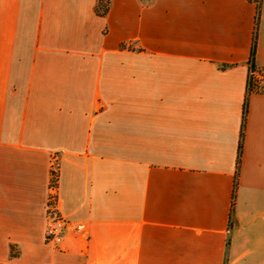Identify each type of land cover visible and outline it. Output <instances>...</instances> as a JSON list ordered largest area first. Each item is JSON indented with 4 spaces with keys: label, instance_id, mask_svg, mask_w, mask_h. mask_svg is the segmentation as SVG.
<instances>
[{
    "label": "crops",
    "instance_id": "crops-1",
    "mask_svg": "<svg viewBox=\"0 0 264 264\" xmlns=\"http://www.w3.org/2000/svg\"><path fill=\"white\" fill-rule=\"evenodd\" d=\"M99 1L0 0V264H264L256 5Z\"/></svg>",
    "mask_w": 264,
    "mask_h": 264
},
{
    "label": "built area",
    "instance_id": "built-area-1",
    "mask_svg": "<svg viewBox=\"0 0 264 264\" xmlns=\"http://www.w3.org/2000/svg\"><path fill=\"white\" fill-rule=\"evenodd\" d=\"M252 75L257 76V73H250V76ZM74 228L73 223L62 214L59 208V171L56 157H53L52 179L47 204L46 242L56 245L68 236Z\"/></svg>",
    "mask_w": 264,
    "mask_h": 264
},
{
    "label": "trees",
    "instance_id": "trees-1",
    "mask_svg": "<svg viewBox=\"0 0 264 264\" xmlns=\"http://www.w3.org/2000/svg\"><path fill=\"white\" fill-rule=\"evenodd\" d=\"M246 1L255 4L257 10L254 37H253V43H252L251 54L249 59V66H250V73H257L258 75L257 76L249 75L248 95H251L252 93H264V68H258L255 64L256 51H257V37H258L260 20H261L263 0H246ZM95 11L96 14L99 16H106L109 12V0H100L95 8ZM248 101L249 99L246 98V102H245L246 113L248 111ZM244 122H245V118H244ZM236 186H237V181H236Z\"/></svg>",
    "mask_w": 264,
    "mask_h": 264
},
{
    "label": "rangeland",
    "instance_id": "rangeland-1",
    "mask_svg": "<svg viewBox=\"0 0 264 264\" xmlns=\"http://www.w3.org/2000/svg\"><path fill=\"white\" fill-rule=\"evenodd\" d=\"M258 75V74H257Z\"/></svg>",
    "mask_w": 264,
    "mask_h": 264
}]
</instances>
